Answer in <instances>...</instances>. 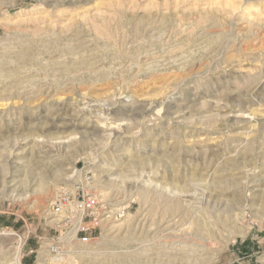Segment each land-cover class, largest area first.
Segmentation results:
<instances>
[{
  "label": "rangeland",
  "instance_id": "obj_1",
  "mask_svg": "<svg viewBox=\"0 0 264 264\" xmlns=\"http://www.w3.org/2000/svg\"><path fill=\"white\" fill-rule=\"evenodd\" d=\"M76 167L126 212L60 264H264V0H0V225L31 224L25 264H53Z\"/></svg>",
  "mask_w": 264,
  "mask_h": 264
},
{
  "label": "built area",
  "instance_id": "obj_2",
  "mask_svg": "<svg viewBox=\"0 0 264 264\" xmlns=\"http://www.w3.org/2000/svg\"><path fill=\"white\" fill-rule=\"evenodd\" d=\"M69 182L60 185L49 203V225L55 234L47 247L46 258L53 264H60L71 251V243L88 244L97 239L107 221L121 217L125 208H113L102 196L98 178L92 167L81 170L75 168ZM31 224L26 223V230L21 231L11 225H0V264L7 253L5 239H10L11 257L20 255L23 262L24 248L32 235ZM70 233V234H69ZM39 239H42L39 236ZM29 249L28 254H34ZM44 255H42L43 257ZM12 260V261H13ZM34 264H41L36 253Z\"/></svg>",
  "mask_w": 264,
  "mask_h": 264
},
{
  "label": "bare ground",
  "instance_id": "obj_3",
  "mask_svg": "<svg viewBox=\"0 0 264 264\" xmlns=\"http://www.w3.org/2000/svg\"><path fill=\"white\" fill-rule=\"evenodd\" d=\"M68 45V44H67ZM156 67V66H155ZM56 78V77H55ZM32 85V84H31ZM34 85V84H33ZM109 115V114H108ZM108 129V128H107ZM2 159V158H1ZM94 159V158H93ZM33 170V169H32ZM36 170V169H35ZM31 171V170H30ZM29 171V172H30ZM8 173H9V171H8ZM7 174V173H6ZM209 175V174H208ZM7 176V175H6ZM4 182V181H3ZM6 182V181H5ZM37 184H38V187H37V189H39L41 192H44V193H46V192H48L49 191V187H48V182H46L45 181V178H41V180L40 181H38L37 182ZM51 184V183H50ZM202 184V183H201ZM205 185V184H204ZM207 186H208V184H207ZM3 187H5V184H3ZM7 187V186H6ZM205 187V186H204ZM203 188V187H202ZM16 190V189H15ZM16 194L17 193H15V196H16ZM28 196V194L26 195V197ZM70 234V233H69ZM186 235V234H185ZM184 235V236H185ZM196 236V235H195ZM163 237V236H162ZM165 237V236H164ZM183 238V237H182ZM191 238V237H190ZM166 239V238H165ZM199 239V238H198ZM205 239V238H204ZM151 240H152V238H151ZM199 240H201V239H199ZM198 240V241H199ZM208 239H206L205 240V242L207 241ZM162 241V240H161ZM166 241V240H165ZM185 241H187V239L185 240ZM202 241H204V240H202ZM144 242V241H143ZM192 242H193V240H192ZM200 242V241H199ZM204 242V243H205ZM146 243V242H145ZM148 243H149V241H148ZM151 243V242H150ZM155 243V242H154ZM159 243V242H158ZM164 243V242H163ZM170 243V242H169ZM173 243V242H172ZM174 243H175V241H174ZM197 244H199L198 242H196ZM143 244V243H142ZM153 244V243H152ZM157 244V243H156ZM167 244H168V242H167ZM176 244H178V243H176ZM175 244V245H176ZM194 244H195V242H194ZM206 244V243H205ZM144 245H146V244H144ZM174 245V244H173ZM173 245H171L170 244V246H166V243H165V245L163 246V247H165V250H166V248H169V249H171L172 250V248H173ZM182 245V244H181ZM190 245V244H189ZM192 245V244H191ZM190 245V246H191ZM207 245V244H206ZM148 246V245H147ZM152 246H154V245H152ZM152 246H148V247H146V248H144V250L142 251V252H144L145 254H147V253H149L150 251H152V250H150L149 251V249H152L153 247ZM179 246V245H178ZM178 246L176 247L175 246V250L173 249V251L177 254V252H178V249L180 250V251H182L181 249H185V248H187V247H189V246H187V245H183V246H181L180 248H178ZM194 246V245H193ZM145 247V246H144ZM155 247V246H154ZM157 247V246H156ZM159 247V246H158ZM200 247V246H199ZM203 247V246H202ZM71 248V247H70ZM141 248H143V247H141ZM141 248H139V249H141ZM204 248V247H203ZM202 248V249H203ZM138 249V250H139ZM164 249V248H163ZM195 249V248H194ZM205 249V248H204ZM168 250V249H167ZM186 250V249H185ZM184 250V251H185ZM189 250V249H188ZM193 250V249H192ZM207 250H208V247H207ZM154 251V250H153ZM163 252H164V250H162ZM169 251V250H168ZM204 250H202V252H203ZM142 252H141V254H142ZM155 252V251H154ZM153 252V253H154ZM183 252V251H182ZM201 252V251H200ZM199 252V253H200ZM138 253H140V251H138ZM181 253V252H180ZM184 253V252H183ZM166 254V253H165ZM170 254H171V252H170ZM169 254V255H170ZM187 254H189L188 252H187ZM205 254V253H204ZM139 255V254H138ZM164 255V254H163ZM167 255V254H166ZM179 255V254H178ZM181 255H183V254H181ZM168 256V255H167ZM166 256V257H167ZM72 257V256H71ZM137 257V256H136ZM141 257H143V256H141ZM147 257V256H146ZM164 257V256H163ZM170 257V256H169ZM179 257V256H178ZM145 258V257H144ZM143 258V259H144ZM165 258V257H164ZM177 258V257H176ZM181 258V257H180ZM138 259V258H137ZM160 259H161V257H160ZM160 259H158L157 261H156V263L155 264H171V260H166V258H165V260L166 261H164V262H162V261H160ZM180 260V259H179ZM10 261H12V260H10ZM145 262V261H144ZM179 262V261H178ZM186 262V261H185ZM64 263V262H63ZM197 263V262H196ZM12 264H23L22 263V260L20 259V255H18L17 257H15L14 258V260L12 261ZM144 264H146V263H144ZM201 264V263H200Z\"/></svg>",
  "mask_w": 264,
  "mask_h": 264
}]
</instances>
